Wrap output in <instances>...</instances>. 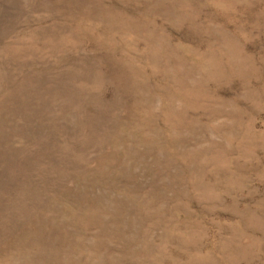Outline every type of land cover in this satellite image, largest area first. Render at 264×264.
<instances>
[{"label":"rangeland","instance_id":"obj_1","mask_svg":"<svg viewBox=\"0 0 264 264\" xmlns=\"http://www.w3.org/2000/svg\"><path fill=\"white\" fill-rule=\"evenodd\" d=\"M0 264H264V0H0Z\"/></svg>","mask_w":264,"mask_h":264}]
</instances>
